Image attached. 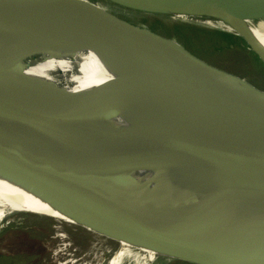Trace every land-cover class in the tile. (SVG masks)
<instances>
[{"label": "water", "instance_id": "95a60500", "mask_svg": "<svg viewBox=\"0 0 264 264\" xmlns=\"http://www.w3.org/2000/svg\"><path fill=\"white\" fill-rule=\"evenodd\" d=\"M98 1L170 20L220 19L264 65V45L247 24L264 20V0ZM0 31L14 35L0 39V148L22 138L66 165L78 192L111 205L95 216L107 229L72 214L76 220L107 234L127 226L188 264L255 263L241 240L258 235L253 225L234 219L236 205L220 196L186 195L182 185L217 186L177 159L216 166V157L224 156L264 178V89L86 0H0ZM52 46L93 50L116 76L70 91L25 75L26 60ZM72 71L79 78L88 74L79 64ZM119 114L130 119L107 124ZM2 162L42 189L64 192L17 160L5 156ZM137 169L153 172L139 182L132 175ZM225 205L229 209L220 208Z\"/></svg>", "mask_w": 264, "mask_h": 264}, {"label": "bare ground", "instance_id": "6f19581e", "mask_svg": "<svg viewBox=\"0 0 264 264\" xmlns=\"http://www.w3.org/2000/svg\"><path fill=\"white\" fill-rule=\"evenodd\" d=\"M86 1L106 9L103 3L98 0ZM183 19L210 22L215 26L213 28L231 32L229 25L220 19L202 17H183ZM247 24L253 36L264 45V20L257 23L248 22ZM11 36L14 35L0 31V39L2 40L11 39ZM76 64L82 66L85 71L87 70L88 74L85 77L79 78L73 73L72 68ZM23 72L27 76L55 83L70 91H86L113 80L116 76L111 67L93 50L66 46L49 47L44 52L26 60ZM157 111L161 112L162 110ZM128 119L130 118L127 115L119 114L109 120L107 124L120 126L125 124ZM5 156L17 160L26 172L31 175H33L32 173L39 175L47 183L61 188L64 192L60 196L55 195V193L42 189L30 180L18 177L3 164L2 160ZM177 160L196 170L199 174L210 178L217 186L182 185L186 195L193 197L220 196V201L236 205L237 215H234V219H240L241 225L244 226L253 225L252 228L258 235L251 237V235L244 233L245 235L241 236V240L255 253L257 260L254 264H264V178L249 167L224 156L216 157V166L187 159ZM152 172L148 169H137L132 172V175L141 182L151 176ZM78 189L81 188L71 178L69 168L66 165L22 138H17L14 147L0 148V222L12 214L23 212L49 216L56 221L80 226L104 237L113 244L114 247L107 252L102 264H165L168 260L173 259L170 255L148 245L146 240L127 226L126 228L123 227L124 230L120 232L118 229H111L107 234L84 221L76 220L72 214L85 220H91L93 224L98 223V226L107 229L108 227L102 221H97L95 216L98 211H109L111 206L103 199L97 198L87 191L78 192ZM178 193L179 195L182 194L180 191L175 194ZM66 195H71L72 198H66ZM79 200L81 201L78 205ZM100 204L102 205L98 206ZM84 207H88V209L84 210ZM220 208L229 209L227 205L225 207L220 206ZM106 214L113 216L112 212ZM10 218L9 220H11ZM99 229L101 228L99 227Z\"/></svg>", "mask_w": 264, "mask_h": 264}, {"label": "rangeland", "instance_id": "374dc122", "mask_svg": "<svg viewBox=\"0 0 264 264\" xmlns=\"http://www.w3.org/2000/svg\"><path fill=\"white\" fill-rule=\"evenodd\" d=\"M104 6L113 14L132 23L149 29L152 27L154 29L151 30L162 35L170 34L164 36L186 44L187 48L211 64L244 77L264 89V65L242 40L235 36L236 38L230 42L216 32L220 29L213 28L215 26L210 22L185 19L191 22L189 23L180 20L184 25L173 30L170 28L171 26H168L167 21L179 20L155 17L160 21L157 22L153 20L152 16ZM166 29L169 30L166 31ZM112 245L104 237L80 226L56 221V219L44 215L19 212L0 222V259H2L0 264L5 261L9 264H102L107 252L114 247ZM168 263L188 264L176 259H170L165 264Z\"/></svg>", "mask_w": 264, "mask_h": 264}, {"label": "trees", "instance_id": "16d2710c", "mask_svg": "<svg viewBox=\"0 0 264 264\" xmlns=\"http://www.w3.org/2000/svg\"><path fill=\"white\" fill-rule=\"evenodd\" d=\"M153 20H155L157 22H160L159 19H157L155 17L153 18ZM189 23H191V22H189ZM167 24H169L168 26H171L170 28H172L173 30H176L177 28H179V27H181V26L184 25V23L183 22H180V20L179 21H167ZM193 24H196V23H193ZM197 25H199V24H197ZM201 26H204V25H201ZM210 28H212V27H210ZM151 29H154V28L151 27ZM167 30H169V29H166V31ZM216 32H218L222 37L228 39L230 42L234 38H236L234 35H231V34L225 32V31H222V30L216 31ZM164 35H170V34L167 33V34H164ZM183 45L186 46V44H183ZM186 47H188V46H186ZM0 261H2V259H0ZM3 264H9V263L5 261V263L3 262Z\"/></svg>", "mask_w": 264, "mask_h": 264}]
</instances>
